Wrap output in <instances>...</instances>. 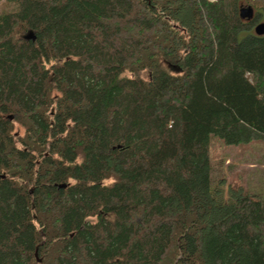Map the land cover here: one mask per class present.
Here are the masks:
<instances>
[{"label": "trees", "instance_id": "obj_1", "mask_svg": "<svg viewBox=\"0 0 264 264\" xmlns=\"http://www.w3.org/2000/svg\"><path fill=\"white\" fill-rule=\"evenodd\" d=\"M9 1L0 264H264V204L210 158L264 142V0Z\"/></svg>", "mask_w": 264, "mask_h": 264}, {"label": "rangeland", "instance_id": "obj_2", "mask_svg": "<svg viewBox=\"0 0 264 264\" xmlns=\"http://www.w3.org/2000/svg\"><path fill=\"white\" fill-rule=\"evenodd\" d=\"M10 5L9 0H0V13L9 10ZM142 77L147 78V73H142ZM210 151L212 178L215 184H224L223 200L229 197L231 186L240 185L264 204V142L233 146L212 135Z\"/></svg>", "mask_w": 264, "mask_h": 264}, {"label": "water", "instance_id": "obj_3", "mask_svg": "<svg viewBox=\"0 0 264 264\" xmlns=\"http://www.w3.org/2000/svg\"><path fill=\"white\" fill-rule=\"evenodd\" d=\"M240 16L241 18L243 19H248V20H252L254 19L255 17V10L253 7L251 6H248V7H243L240 9ZM255 33L258 35V36H264V22L262 23H258L256 26H255V29H254ZM26 39H33L34 41L36 40V36L33 32H30L27 36H26ZM12 119V117H11Z\"/></svg>", "mask_w": 264, "mask_h": 264}]
</instances>
